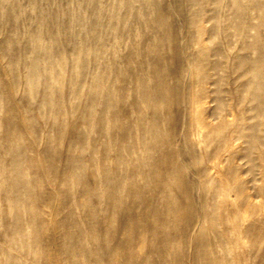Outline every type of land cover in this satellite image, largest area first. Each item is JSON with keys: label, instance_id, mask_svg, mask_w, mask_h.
Listing matches in <instances>:
<instances>
[{"label": "rangeland", "instance_id": "obj_1", "mask_svg": "<svg viewBox=\"0 0 264 264\" xmlns=\"http://www.w3.org/2000/svg\"><path fill=\"white\" fill-rule=\"evenodd\" d=\"M0 264H264V0H0Z\"/></svg>", "mask_w": 264, "mask_h": 264}, {"label": "bare ground", "instance_id": "obj_2", "mask_svg": "<svg viewBox=\"0 0 264 264\" xmlns=\"http://www.w3.org/2000/svg\"><path fill=\"white\" fill-rule=\"evenodd\" d=\"M198 125V124H197Z\"/></svg>", "mask_w": 264, "mask_h": 264}]
</instances>
